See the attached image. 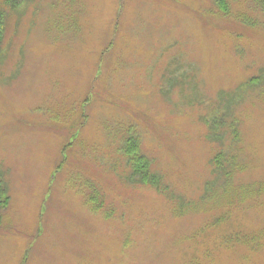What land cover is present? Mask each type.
<instances>
[{"label":"rangeland","instance_id":"obj_1","mask_svg":"<svg viewBox=\"0 0 264 264\" xmlns=\"http://www.w3.org/2000/svg\"><path fill=\"white\" fill-rule=\"evenodd\" d=\"M5 2L0 264H264V9Z\"/></svg>","mask_w":264,"mask_h":264},{"label":"trees","instance_id":"obj_2","mask_svg":"<svg viewBox=\"0 0 264 264\" xmlns=\"http://www.w3.org/2000/svg\"><path fill=\"white\" fill-rule=\"evenodd\" d=\"M6 0L5 6H11L12 8H19L23 4H25L26 0ZM258 6H260L262 9H264V0H254ZM6 10L0 8V50L3 47V43L6 38ZM125 154L130 158L129 162L132 166L133 173L139 177V180L142 181L144 184H153L155 186V178L150 176L151 172V163L148 161V159L141 154L140 151V143L138 139L130 138L126 142V148H125ZM222 154H219L215 160L214 164L216 166V171L221 170V167H218L219 162L217 163V160L219 156ZM229 170L225 169V175H229ZM230 176V175H229ZM4 174L3 172H0V223L2 220L3 212L8 208V200L10 199L6 188L4 186ZM156 187V186H155Z\"/></svg>","mask_w":264,"mask_h":264}]
</instances>
